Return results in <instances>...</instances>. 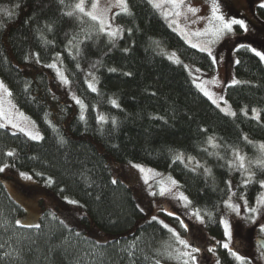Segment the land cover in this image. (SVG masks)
<instances>
[{
    "label": "trees",
    "instance_id": "obj_1",
    "mask_svg": "<svg viewBox=\"0 0 264 264\" xmlns=\"http://www.w3.org/2000/svg\"><path fill=\"white\" fill-rule=\"evenodd\" d=\"M247 1L264 33V5ZM76 2L0 0V79L41 132L34 140L0 125V264H183L180 222L153 215L133 164L177 180L220 264H252L222 245V218L230 196L252 204L264 182V61L236 46L226 114L192 75L213 74L214 55L189 45L150 0H125L112 13L115 35ZM53 62L78 102L57 88ZM22 199L38 226L16 223Z\"/></svg>",
    "mask_w": 264,
    "mask_h": 264
},
{
    "label": "rangeland",
    "instance_id": "obj_2",
    "mask_svg": "<svg viewBox=\"0 0 264 264\" xmlns=\"http://www.w3.org/2000/svg\"><path fill=\"white\" fill-rule=\"evenodd\" d=\"M150 1L161 10L170 27L189 45L214 55L217 60L216 71L213 74H203L199 69H194L192 71L194 84L222 112L232 114V106L222 98V88L226 82L237 80L233 73L236 46L243 42L264 54V33L257 30V27L261 25L253 16L251 5L247 0ZM81 2L83 11L76 7ZM94 3L95 8L93 7ZM258 4L264 5V0H256V5ZM124 6L125 3H120V0H77L75 4L76 10L86 14L91 12L97 16L96 20L101 29L111 35L116 32L115 27L111 24L112 13ZM190 9L195 11H190ZM219 17H223L224 22L234 19L242 20L244 26L233 24L231 31L225 30L222 34L217 35L216 30L222 23ZM50 71L55 78L57 88L66 97L78 102L68 90L61 65L53 62L50 65ZM250 115L257 117L258 111L254 109ZM0 125L23 132L31 139L36 136L37 138L34 140L41 137V132L34 121L14 104L8 87L1 79ZM236 164L246 174L245 161L241 154H238ZM130 169L141 183L144 193L149 197L153 215L162 221L168 222L171 219L180 222L183 234L177 231V235L183 264H220L215 246L217 242L208 235L202 214L189 204L186 195L180 190L177 180L169 173L142 164H133ZM16 176L15 180H17ZM18 177L28 184L34 181L27 174H18ZM162 190L163 194H161ZM22 202L26 207V212L17 218L16 223L22 226H38V209L29 200L22 199ZM252 208H255L256 211H251ZM248 216L252 218L250 219ZM222 221L224 226L222 245L228 244V248L243 255L252 264H264L261 251L254 244V238L259 236L258 232L262 233L264 237V228H262L264 226V183H262L260 194L252 204L230 196L224 205ZM225 222L228 224L230 233L227 236L225 235ZM177 227L180 229L179 224ZM181 240L186 241L187 246L182 244ZM193 248H199L200 251L193 252ZM188 254L195 256L196 260L193 261Z\"/></svg>",
    "mask_w": 264,
    "mask_h": 264
},
{
    "label": "snow or ice",
    "instance_id": "obj_3",
    "mask_svg": "<svg viewBox=\"0 0 264 264\" xmlns=\"http://www.w3.org/2000/svg\"><path fill=\"white\" fill-rule=\"evenodd\" d=\"M120 3H125V0H120ZM95 3L93 4V7L95 8ZM76 7L77 8H79L81 11H83V3L81 2L80 4H77L76 5ZM190 11H195L194 9H190ZM69 15H71V13H69ZM88 15H90V16H92V18L93 19H98V17L97 16H95V15H93L91 12L90 13H88ZM219 19L221 20V26L219 27V28H217V30H216V34L217 35H220V34H222L225 30H227V31H231L232 30V25L233 24H237V25H241V26H244V21H242V20H232V21H229V22H224V18L223 17H219ZM101 23H103V22H101ZM112 35H115V33H112ZM252 51L253 52H255V54L257 55V56H259L262 60H264V54H262L261 52H259V51H257L256 49H252ZM209 54H211L210 52H209ZM90 87H91V85H90ZM94 91H95V89H93ZM33 139H36L37 137L36 136H33L32 137ZM3 169H0V171H2ZM262 183H264V182H262ZM161 194H163V190H162V193ZM251 211H253V212H255L256 211V209L255 208H252L251 209ZM170 215H171V213H170ZM153 219H156L155 217H153ZM262 228H264V226H262ZM225 235L227 236V235H230V233H229V231H228V224L225 222ZM181 243L182 244H185L186 246H187V242L186 241H184V240H181ZM224 247L225 248H228V244H224ZM192 251L193 252H198V251H200V249L199 248H193L192 249ZM188 255H190V254H188ZM190 258L193 260V261H195L196 260V257L195 256H191L190 255Z\"/></svg>",
    "mask_w": 264,
    "mask_h": 264
},
{
    "label": "water",
    "instance_id": "obj_4",
    "mask_svg": "<svg viewBox=\"0 0 264 264\" xmlns=\"http://www.w3.org/2000/svg\"><path fill=\"white\" fill-rule=\"evenodd\" d=\"M254 242H255L256 245H258V247L264 253V237H262V236H256L254 238Z\"/></svg>",
    "mask_w": 264,
    "mask_h": 264
}]
</instances>
